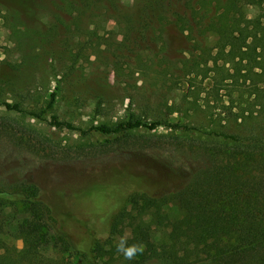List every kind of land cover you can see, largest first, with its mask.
Returning a JSON list of instances; mask_svg holds the SVG:
<instances>
[{
    "label": "rangeland",
    "instance_id": "obj_1",
    "mask_svg": "<svg viewBox=\"0 0 264 264\" xmlns=\"http://www.w3.org/2000/svg\"><path fill=\"white\" fill-rule=\"evenodd\" d=\"M53 1L58 5V0H20L13 8L0 4V103H18L23 110L7 111L0 105V121L6 119L14 127L9 135L0 132V179L36 184L40 198L52 207L55 217L70 215L66 229L72 243L81 248L91 247L95 239L107 235L109 215L121 207L130 209L126 197L133 191L161 197L164 210L181 215L178 201L169 194L182 190L207 162L186 143L206 141L204 131L235 129L244 119L246 126L258 123L264 129V87L263 98L257 102L254 94L236 97L232 103L236 116L226 123V114L218 113L225 110L223 104L229 105L231 86H222L216 103L217 96L209 93L212 79L198 76L196 84L190 85L179 75L189 54L181 30L167 26L154 45L148 42L150 34L146 36L144 53L156 52L155 62L161 68L170 65L178 69L174 75L167 73L157 79L148 68L149 62L139 68L137 46L114 50V42L122 36L113 19L97 23L100 27L88 23L87 30L94 28V33L74 31L60 38ZM119 3L129 7L140 4V0ZM208 41L218 64L225 68H231L243 53L258 50V45L245 36L217 35ZM78 48L81 52L75 58ZM69 65L74 70L67 69ZM196 85L201 89L198 106L188 109L193 97L184 100L182 96L189 86ZM52 92L55 98L48 106ZM169 105L178 108L171 111ZM52 114L69 121L75 129L50 126ZM131 114L144 121L161 118L188 123L194 130L176 132L174 144L165 137L173 133L165 126L153 132L141 128L124 137L80 132L91 124L126 120ZM259 170V177H264V167ZM11 213V209L6 212L4 245L18 250L22 241L12 236L16 218ZM157 234L162 235L160 231ZM52 244L45 256L53 258V264H90L60 237Z\"/></svg>",
    "mask_w": 264,
    "mask_h": 264
},
{
    "label": "trees",
    "instance_id": "obj_2",
    "mask_svg": "<svg viewBox=\"0 0 264 264\" xmlns=\"http://www.w3.org/2000/svg\"><path fill=\"white\" fill-rule=\"evenodd\" d=\"M19 1L0 0V4L13 8L20 5ZM55 6L53 15L60 38L70 32L86 31L91 22L100 27L102 22L116 21L117 32L122 37L114 42V50L137 46L139 68L149 62L148 68L157 79L167 73L174 75L178 69L170 65L161 68L155 62L156 52L144 53L146 36L150 34L148 42L154 45L167 26L181 30L185 33L189 54L182 61L179 75L187 78L190 85L196 84L198 76L212 79L209 93L212 92L214 98L217 96L216 103L222 86H231L229 105L223 104L225 110L218 113L226 114V123L232 115L236 116L232 109L236 97L247 93L254 94L256 102L263 98V0H140V4L129 7L121 5L119 0H58ZM87 32L94 33V28ZM217 35L249 37L258 45V50L243 53L231 68H225L218 64L208 41L209 37ZM80 52L81 48H78L73 57ZM74 68L72 65L67 67L69 70ZM197 86H189L188 93L186 91L182 96L184 100L193 97L188 109L196 110L198 106L196 99L201 89ZM54 98L55 92H52L48 106ZM0 105L7 111H23L18 103L3 102ZM169 108L175 111L178 106L169 105ZM31 114L39 118L38 114ZM50 118V126L75 129L72 123L59 120L55 114ZM8 122L1 119L0 132L9 135L14 127ZM242 122L232 130L202 132L206 141L186 143L207 162L182 190L169 194L178 201L181 215L164 210L161 197L133 191L126 197L130 209L121 207L112 212L107 222V235L95 239L91 247L81 248L72 243L66 229L70 215L55 217L52 207L40 198L36 184L1 178L0 264H44L47 260L53 264L55 260L45 254L54 247L52 242H57V236L80 252L90 264H264V177L258 175V169L264 167V129L258 123L248 127L245 119ZM158 126L172 130L173 133L165 137L173 144L178 138L176 132L188 134L194 130L188 123L161 118L144 121L131 114L126 120L91 124L80 132L124 137L141 128L153 132ZM20 133L22 139L23 131ZM10 209L16 218L12 236L22 241L18 250L4 245L3 236L8 234L6 212ZM85 225L89 227V224ZM125 229L129 230V243L139 242L145 246L144 252L132 261L124 260L116 251V244ZM158 231L162 235H158Z\"/></svg>",
    "mask_w": 264,
    "mask_h": 264
},
{
    "label": "clouds",
    "instance_id": "obj_3",
    "mask_svg": "<svg viewBox=\"0 0 264 264\" xmlns=\"http://www.w3.org/2000/svg\"><path fill=\"white\" fill-rule=\"evenodd\" d=\"M129 235H123L120 237L119 241L116 244V251L122 255L123 259L126 261L134 260L138 255L144 252L143 243H129Z\"/></svg>",
    "mask_w": 264,
    "mask_h": 264
}]
</instances>
